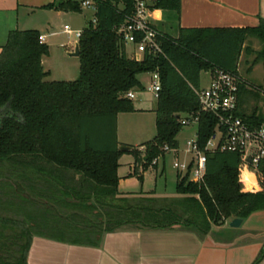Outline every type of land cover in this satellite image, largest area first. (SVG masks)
Wrapping results in <instances>:
<instances>
[{"label": "trees", "instance_id": "16d2710c", "mask_svg": "<svg viewBox=\"0 0 264 264\" xmlns=\"http://www.w3.org/2000/svg\"><path fill=\"white\" fill-rule=\"evenodd\" d=\"M92 1L95 21L87 22L77 42V79L45 80L41 60L49 48L39 41L35 29L11 30L1 47L0 164L26 167L29 174L19 177L35 186L33 198H38L42 187L45 198L57 202L62 210L56 218L41 220L36 209L32 235L51 234L58 240L92 246L99 243L103 232L127 224L149 228L180 224L205 235L211 225L264 210L263 173L256 174L253 185L247 186L240 154L220 150L205 151V173L199 183L190 179L191 163L184 174L177 171V197H119L118 160L123 152L132 150H120L116 139L117 114L135 110L124 94L143 90L138 75L158 70L156 134L141 145L143 151H133L135 163L143 169L156 166L151 161L165 156L164 145L178 148L176 136L184 116L198 117L196 140L204 150L218 121L199 108L194 89L200 87V74L219 68L239 75L241 53L254 52L244 46L247 37L262 44L251 66L258 61L264 66V19L257 26L181 28L177 37L160 34L157 40L162 53L144 52L137 59L126 53V44L117 32L132 14V0ZM81 2L59 0L46 7L80 12ZM152 7L178 11L180 0H154ZM244 90L241 80L235 115L250 126L264 125V117L256 111L239 110ZM40 183L44 186L38 188ZM46 212V216L50 214ZM25 235V240H13L15 249L6 252L1 247L6 239L0 238V264H26L31 235L27 228ZM263 254L264 245L253 264Z\"/></svg>", "mask_w": 264, "mask_h": 264}, {"label": "crops", "instance_id": "0c3cea01", "mask_svg": "<svg viewBox=\"0 0 264 264\" xmlns=\"http://www.w3.org/2000/svg\"><path fill=\"white\" fill-rule=\"evenodd\" d=\"M56 1L59 0H0V51L11 30H37L49 48V53L41 60L43 70L47 72L46 81H62L49 80L52 69L44 67L54 47L50 39L56 35L50 30L51 20L71 12L46 7ZM260 19H264V0H180L178 11L152 7L150 22L160 34L177 37L181 28L257 26ZM249 38H246L244 46H250L248 42L252 40ZM125 48L126 53L132 56L133 46L126 45ZM243 55L244 52L239 60ZM205 73L209 83L210 75ZM140 75L138 79L145 89L146 83ZM134 109L141 112L147 110ZM116 139L119 145L117 126ZM140 170L144 169L134 161L130 163L127 174L143 179L144 174ZM164 170L162 168L160 174ZM124 177L119 176V197H153L159 200L177 197L175 188L172 195L163 194L165 189L147 191L142 185L137 189L130 178ZM24 181L23 198H0V213L7 209L6 213L0 214V238L6 239V245L1 246L4 252L15 249L12 241L16 238L25 240L27 228L31 235L26 264H253L264 245V210L252 212L238 227L229 226L233 217L222 225H211L205 235L180 224L169 228L122 225L113 231L103 232L95 246L58 240L51 234L32 235V215L36 209H39L41 220L48 216L56 218L62 210L58 209L57 202L45 198L46 189H42V183L36 184L41 188L38 198H33V192H37L35 186L30 181ZM46 210L50 211L47 216ZM255 264H264V254Z\"/></svg>", "mask_w": 264, "mask_h": 264}, {"label": "rangeland", "instance_id": "374dc122", "mask_svg": "<svg viewBox=\"0 0 264 264\" xmlns=\"http://www.w3.org/2000/svg\"><path fill=\"white\" fill-rule=\"evenodd\" d=\"M94 17V11L90 7H83L81 12H70L63 16L56 17L51 20L50 30L55 31L56 35L50 40L54 42V47L48 59L44 63L45 68L52 69V75L49 80H66L72 81L79 76V59L73 56L78 38L74 33L66 34L63 31L64 25H69L74 30H80L89 20ZM252 42H248L254 52L252 55L244 54L238 62V74L244 81L245 90L241 93L239 100V110L245 113L256 111L257 114L264 117V66L261 61L256 62L253 66L252 61L256 56L257 50L262 46L261 42L256 38H249ZM139 55V53L137 54ZM250 68V70H249ZM140 77L146 83L145 89L135 90V98L132 100L135 108H145L146 112L133 111L117 114V137L120 141V146H128L132 151L123 152L119 157L120 166L117 168L118 177L121 175L124 178H130L134 187L140 189L142 185L145 190L165 189L163 194H174L176 181V168L173 162L188 161L190 154L185 153L184 149L186 141L193 139L196 136L197 124L193 122L183 126L177 134L176 139L179 143V151L177 153H166L164 157H160L157 166H149L144 169L143 179L138 175L128 176L129 165L135 161L134 150H139L141 145L150 141L156 134L155 127V106L156 99L152 92L147 90L149 85V74H141ZM208 84V75L201 72V87H206ZM164 168L163 174H160ZM27 168L16 167L11 162L0 164V198L15 199L23 198L25 193L24 178L19 177L21 174H29ZM244 180L247 186L251 187L254 183V177L251 172H246ZM22 182V184L20 183ZM118 188V186H117ZM2 189V190H1ZM16 195V196H15ZM18 196V197H17ZM7 209L0 214L3 215Z\"/></svg>", "mask_w": 264, "mask_h": 264}, {"label": "built area", "instance_id": "2783aa9c", "mask_svg": "<svg viewBox=\"0 0 264 264\" xmlns=\"http://www.w3.org/2000/svg\"><path fill=\"white\" fill-rule=\"evenodd\" d=\"M154 0H132L133 11L126 22L117 28V32L122 37L126 45L133 46L132 57L141 59L144 52L151 54H161L162 50L157 38L160 33L151 25L150 17ZM81 7H90L94 12L96 6L92 0H82ZM92 21L95 19L93 17ZM67 34L74 33L80 37L82 29L74 30L69 25L63 26ZM43 36L39 35V41L43 42ZM139 53V55H137ZM209 83L206 87L195 88L199 108L203 112L210 113L217 118V127L213 136L207 141L204 150H200L197 145L196 136L186 141L185 153L190 154L188 161L173 162L174 168L181 174L188 170L190 163V179L194 182H201L205 173L206 155L205 151H231L240 154L244 170L251 172L255 178L256 174L264 175V125L250 126L240 117L235 115L238 102V85L241 82L239 75L219 68L208 72ZM147 90L152 92L155 99L160 90V75L158 70L149 72V85ZM124 97L133 100L135 90H128ZM197 116L181 117L183 126L197 122ZM141 151L144 148L141 146ZM166 153L179 151L178 148H170L168 145L162 147ZM161 155L151 161V165L156 164Z\"/></svg>", "mask_w": 264, "mask_h": 264}, {"label": "water", "instance_id": "95a60500", "mask_svg": "<svg viewBox=\"0 0 264 264\" xmlns=\"http://www.w3.org/2000/svg\"><path fill=\"white\" fill-rule=\"evenodd\" d=\"M72 55L73 56H77V57L79 56V47H78V45H76L75 50H74ZM119 149L123 150V151H127V150L130 149V147H128V146H120ZM242 220H243L242 218L233 217L230 220V222H229V226L230 227H238L242 223Z\"/></svg>", "mask_w": 264, "mask_h": 264}]
</instances>
